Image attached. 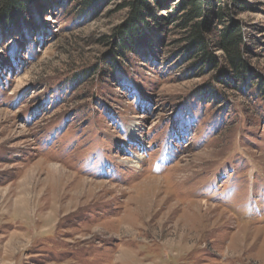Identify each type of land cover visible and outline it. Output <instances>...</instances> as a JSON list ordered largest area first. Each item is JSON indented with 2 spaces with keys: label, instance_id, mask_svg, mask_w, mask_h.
I'll list each match as a JSON object with an SVG mask.
<instances>
[{
  "label": "rangeland",
  "instance_id": "374dc122",
  "mask_svg": "<svg viewBox=\"0 0 264 264\" xmlns=\"http://www.w3.org/2000/svg\"><path fill=\"white\" fill-rule=\"evenodd\" d=\"M126 2L0 25V264H264V0L232 14L242 86L179 58L171 25L107 70Z\"/></svg>",
  "mask_w": 264,
  "mask_h": 264
},
{
  "label": "trees",
  "instance_id": "16d2710c",
  "mask_svg": "<svg viewBox=\"0 0 264 264\" xmlns=\"http://www.w3.org/2000/svg\"><path fill=\"white\" fill-rule=\"evenodd\" d=\"M102 1L81 0L80 13L88 15L90 12L87 10L96 8ZM150 1L128 0L118 9L127 11L126 21L113 29L111 38L103 37L100 41L107 48L102 60L107 70L114 69L117 61L128 53H136L143 42L148 41L144 29L151 31V23L156 29L171 25L182 34V38L176 42L181 46V54L177 55L179 58L194 61L200 66L201 72L205 69L213 72L212 77L219 84L221 81L225 83L227 80L223 78L226 77L231 83L244 85V79L253 73V69L246 59L245 53L249 50L246 35L232 15L241 10L239 0H232L222 7L215 5L214 0H177L172 13L159 19L155 18L154 11L171 0ZM31 2L4 1L0 25L7 26L19 20Z\"/></svg>",
  "mask_w": 264,
  "mask_h": 264
},
{
  "label": "bare ground",
  "instance_id": "6f19581e",
  "mask_svg": "<svg viewBox=\"0 0 264 264\" xmlns=\"http://www.w3.org/2000/svg\"><path fill=\"white\" fill-rule=\"evenodd\" d=\"M155 180V179H154ZM151 205V204H150ZM129 260V259H128ZM125 263V262H124Z\"/></svg>",
  "mask_w": 264,
  "mask_h": 264
}]
</instances>
